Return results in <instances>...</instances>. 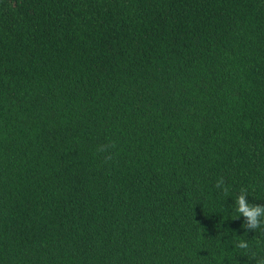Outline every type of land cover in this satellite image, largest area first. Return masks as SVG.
I'll use <instances>...</instances> for the list:
<instances>
[{
  "label": "trees",
  "instance_id": "obj_1",
  "mask_svg": "<svg viewBox=\"0 0 264 264\" xmlns=\"http://www.w3.org/2000/svg\"><path fill=\"white\" fill-rule=\"evenodd\" d=\"M242 190L264 0H0V264H264Z\"/></svg>",
  "mask_w": 264,
  "mask_h": 264
},
{
  "label": "clouds",
  "instance_id": "obj_2",
  "mask_svg": "<svg viewBox=\"0 0 264 264\" xmlns=\"http://www.w3.org/2000/svg\"><path fill=\"white\" fill-rule=\"evenodd\" d=\"M217 187L223 188L224 192L228 194V188L224 186L223 181L217 182ZM247 191L242 190L235 196L234 211L236 218H244L241 228L247 232L248 230L256 232L257 230L264 231V204H254L249 202ZM229 197L230 194H229ZM235 247L239 249H247L249 247L247 240H237Z\"/></svg>",
  "mask_w": 264,
  "mask_h": 264
}]
</instances>
